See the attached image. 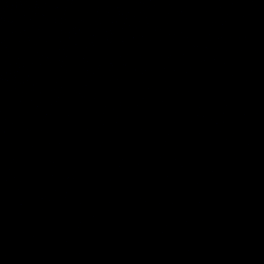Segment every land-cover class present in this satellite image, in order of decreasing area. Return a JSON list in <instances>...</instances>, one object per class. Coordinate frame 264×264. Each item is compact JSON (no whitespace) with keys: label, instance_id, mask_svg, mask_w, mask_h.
I'll list each match as a JSON object with an SVG mask.
<instances>
[{"label":"water","instance_id":"obj_1","mask_svg":"<svg viewBox=\"0 0 264 264\" xmlns=\"http://www.w3.org/2000/svg\"><path fill=\"white\" fill-rule=\"evenodd\" d=\"M0 264H264V0H0Z\"/></svg>","mask_w":264,"mask_h":264}]
</instances>
